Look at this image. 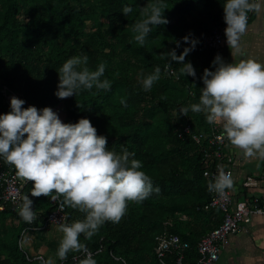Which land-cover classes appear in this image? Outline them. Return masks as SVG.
I'll return each mask as SVG.
<instances>
[{"label": "trees", "instance_id": "obj_1", "mask_svg": "<svg viewBox=\"0 0 264 264\" xmlns=\"http://www.w3.org/2000/svg\"><path fill=\"white\" fill-rule=\"evenodd\" d=\"M147 2L0 0V113L10 110L1 94L6 85L22 95L26 101L23 107L51 106L65 122L90 118L98 134L107 136L109 148L121 151L123 144L142 160L154 187L160 190L143 202H129L119 222H105L92 238L80 235L87 249L98 251L94 255L97 264H162L154 249L157 236L164 233L176 234L189 244L182 264H198L200 240L220 226L211 223L219 210L207 208L212 194L204 176L206 146L193 139L194 134L209 133L211 124L203 113L190 110L187 116L177 115V109L199 101L203 87L199 77L205 68L213 67V53L204 39L225 23L224 0H166L164 15L169 22L153 26L145 44L140 45L132 38L131 25L144 17L140 8ZM124 4L133 6V12L126 16L122 13ZM185 35L199 40L185 57L197 71L195 78L180 72L176 61L167 66L175 71L171 75L167 58L158 55L175 48V42ZM186 46L189 43L181 40L177 54ZM82 52L88 54L91 70L105 62L104 76L111 81L110 90L93 88L76 96L56 97L57 70L67 58ZM157 65L162 70L160 79L150 90H143L142 76ZM121 98L127 100L126 105L121 104ZM187 125L192 126L191 133L185 132ZM0 162L14 169L4 160ZM30 187L31 182L23 193ZM29 195L39 225L58 203L44 195ZM65 207L67 223L84 218L78 209ZM26 226L11 205L0 211V264H43L28 260L20 249L19 238ZM81 251H70L63 261L54 255V260L56 264H79L82 258L77 262L73 258ZM165 262L178 264V254H169Z\"/></svg>", "mask_w": 264, "mask_h": 264}, {"label": "clouds", "instance_id": "obj_2", "mask_svg": "<svg viewBox=\"0 0 264 264\" xmlns=\"http://www.w3.org/2000/svg\"><path fill=\"white\" fill-rule=\"evenodd\" d=\"M165 4L166 0H148L140 8L144 17L131 25L132 38L140 45L145 44L153 26L169 22L164 15ZM262 5L264 0H224V31L232 53L241 50V38L249 26V12H259ZM132 12L131 4L122 6L125 16ZM181 40L190 46L178 55L176 49ZM181 40L175 42V48L158 55L167 58L166 67L176 61L180 72L195 78L197 71L191 61L185 62V57L199 40L189 35ZM88 61V54L82 52L63 62L57 70L56 97L76 96L93 88L110 90L111 81L104 76L105 62L91 70ZM211 64L213 67L205 68L199 77L203 82L199 101L180 106L177 115L187 116L190 110L203 113L209 124L222 126L220 135L246 157L264 158V62L254 57L226 62L218 53ZM161 71L157 65L154 71L142 76L143 90L152 88L160 79ZM120 102L127 104L124 98ZM25 103L24 99L12 96L10 110L0 113V159L14 166L15 174L25 184L31 182L29 191L21 197L18 214L28 223L37 218L29 193L33 197H50L52 201L61 198L60 208L68 206L85 215L70 223L63 218L60 222L52 221L63 233L56 257L63 261L70 251L83 250L86 255L79 264H97L80 235L92 238L105 222H119L129 202H143L160 189L154 187L152 177L144 170L142 160L136 158L135 151L123 144L121 151L109 148L107 136L98 134L90 118L81 116L75 122H65L51 106L23 107ZM78 107L83 105L78 103ZM217 167L218 174L208 181V190L224 195L226 190H234V179L231 171L224 170V165ZM43 264H56V261L50 256Z\"/></svg>", "mask_w": 264, "mask_h": 264}, {"label": "built area", "instance_id": "obj_3", "mask_svg": "<svg viewBox=\"0 0 264 264\" xmlns=\"http://www.w3.org/2000/svg\"><path fill=\"white\" fill-rule=\"evenodd\" d=\"M254 12L255 11L250 12L249 21ZM225 28L226 22L217 26L204 39V44L213 53V59L218 53L224 59ZM167 70L170 71L171 75H175L173 69L167 67ZM1 94L4 98V103L8 106L10 104V97L12 96H17L23 99L19 92L10 89L6 85L2 86ZM191 127V125H187L185 132L191 133ZM222 131V126L219 123H216L215 125L211 124L209 133L193 135V139L197 144L206 146L203 149L204 161L207 167L204 176L208 181L215 179L219 171L217 167L218 165H224V170L231 171L233 176V170L231 166L228 165L229 160L224 151L227 138L220 135ZM26 185L27 184L24 183L23 179L15 174L14 169L5 168L4 163L0 162V202H3V205L0 206V211H4L6 204L11 205L13 209L18 210V205L21 202V197L24 194L23 191ZM252 185H257V180L250 177L246 180L244 186L250 187ZM210 192L212 194V200L207 208L218 209L221 211L223 219L218 228L214 229L200 240L198 244V264H218L221 258L222 247L227 243L229 236L240 231L245 224L251 221L253 215H264V208L257 205L258 200H256L255 204H251L248 201H241L234 207L230 189L226 190L224 195L212 191ZM56 202L58 203L57 208L50 212L43 222H39V225H36V219L31 223L27 222V226L21 232L19 246L30 261L40 260L43 262L46 260L42 253H34L31 249L32 245L35 243L36 236L53 226H57L55 222H52L54 219L57 222H60L63 218L64 222L67 223L68 216L66 207H59L61 203L59 198ZM189 247V244L184 242L180 236L171 233H164L158 235L156 238L154 254L162 264H166V257L169 254L176 253L178 254V264H182L184 253ZM87 250L93 256L98 253V251ZM85 255L86 252L81 251L74 256L73 259L77 262Z\"/></svg>", "mask_w": 264, "mask_h": 264}, {"label": "crops", "instance_id": "obj_4", "mask_svg": "<svg viewBox=\"0 0 264 264\" xmlns=\"http://www.w3.org/2000/svg\"><path fill=\"white\" fill-rule=\"evenodd\" d=\"M224 50L226 62H237L246 57H254L264 62V5L259 12H254L249 21L248 30L241 38L240 52H231L226 36ZM224 151L229 160L228 165L233 170L235 188L230 189V192L234 207L241 201L255 204L258 200L257 205L264 208V158L246 157L240 149L231 145L228 139ZM250 177L257 180V185L245 187L244 183ZM222 216L220 211L214 213L212 225L221 224ZM52 228H57L55 231L60 230L57 226L50 229ZM44 233L36 236L31 249L33 252H40L47 258L51 256L54 259L55 251L52 249H57L62 234L55 233L49 237ZM218 264H264V215H253L251 221L240 231L229 236L227 243L222 247Z\"/></svg>", "mask_w": 264, "mask_h": 264}, {"label": "rangeland", "instance_id": "obj_5", "mask_svg": "<svg viewBox=\"0 0 264 264\" xmlns=\"http://www.w3.org/2000/svg\"><path fill=\"white\" fill-rule=\"evenodd\" d=\"M99 21H101L102 22V20H99ZM98 23V20H95V22H94V26H96V24ZM49 50H51V48L49 49ZM46 52H48L47 50H46ZM129 208H131V206L129 207ZM10 227V226H9ZM58 227V226H57ZM55 229H57V228H52V229H48L47 231H44V232H42V233H44L45 235H47V236H49V237H51L53 234L55 235V233H57L58 235H60V234H62L63 235V233H61L60 232V230L59 231H55ZM95 235V234H94ZM93 235V236H94ZM59 238H61V237H59Z\"/></svg>", "mask_w": 264, "mask_h": 264}]
</instances>
